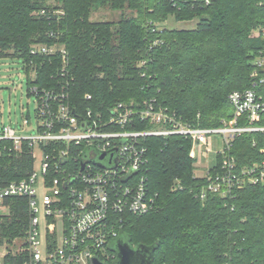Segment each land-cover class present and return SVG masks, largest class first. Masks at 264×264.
I'll list each match as a JSON object with an SVG mask.
<instances>
[{"label": "trees", "instance_id": "16d2710c", "mask_svg": "<svg viewBox=\"0 0 264 264\" xmlns=\"http://www.w3.org/2000/svg\"><path fill=\"white\" fill-rule=\"evenodd\" d=\"M57 1L63 12L44 15L49 0H0V57L23 60L30 95L34 85L49 88L73 78L72 101L82 107H141L154 100L202 128H219L223 120L234 118L232 92L254 88L264 97V85L259 84L264 71L252 77L257 59L264 58V0H215L210 6L182 9L169 0ZM99 10L120 12L119 22L91 21ZM169 17L199 22L195 29H157ZM36 45L65 46L67 74H61V55L34 56ZM86 95L93 97L91 102ZM147 146V186L157 209L144 216L126 215L121 238L134 249L154 250V264H264V184L236 190L229 200L209 195L203 202L196 194L206 180L195 177L191 140L151 137ZM262 149L263 133L244 134L235 140L232 154L242 169L263 160ZM30 150L24 145L19 155L0 154L1 184L28 177L33 169ZM5 206L10 211L0 216V242L13 245L25 236L27 202Z\"/></svg>", "mask_w": 264, "mask_h": 264}, {"label": "built area", "instance_id": "2783aa9c", "mask_svg": "<svg viewBox=\"0 0 264 264\" xmlns=\"http://www.w3.org/2000/svg\"><path fill=\"white\" fill-rule=\"evenodd\" d=\"M169 1L174 8L182 9L210 6L215 0ZM32 54L61 55V74H67L69 56L64 46L36 45ZM144 65L142 62L139 67ZM32 66L34 80V62ZM256 67L253 78H259L260 71H264V58L257 59ZM73 81L72 78L49 88L31 87L30 93L37 99L36 136H20L10 126L0 136V154L8 151L19 155L27 145L33 159L28 177L0 183V210L7 208V202L24 200L29 214L22 253L14 252L15 245L0 242V264H13L7 261L9 258H21L22 264H94V259L104 263L116 260L109 246L120 237L125 216H144L157 209L146 176L147 140L151 137L179 136L191 140L195 177L206 180L196 194L203 202L209 195L229 200L236 190L264 184V159L240 169L232 154L237 138L264 134V97L256 89L232 92L229 100L234 118L223 120L220 128H202L185 123L154 100L144 101L141 107L137 103H118L102 110L91 105L82 107L72 101ZM259 84L264 85V74ZM85 99L91 102L93 97L86 95ZM24 125H29L27 120ZM137 125L144 127L138 129ZM214 135L222 139V147L216 151L210 148ZM4 142L10 145L3 147ZM37 152L41 155V181L34 169ZM214 153L216 160L211 165L208 158ZM260 153L264 154V149ZM102 154L106 158L99 160ZM216 168L219 171L212 173ZM37 185L45 191L41 210ZM178 187L179 184L174 190ZM40 211L44 215L42 222L37 215Z\"/></svg>", "mask_w": 264, "mask_h": 264}, {"label": "rangeland", "instance_id": "374dc122", "mask_svg": "<svg viewBox=\"0 0 264 264\" xmlns=\"http://www.w3.org/2000/svg\"><path fill=\"white\" fill-rule=\"evenodd\" d=\"M49 8L47 14H54L60 10L61 4L57 0H49ZM38 12H34L32 15L35 17ZM128 16L130 12L126 13ZM121 17L120 12H113L111 10H99L91 16L93 22H114L118 23ZM199 20H193L190 22H176L173 17H169L167 20L161 23H157V29L167 28L169 30H188L195 29L198 25ZM259 36L260 33L255 32L254 36ZM60 46V45H59ZM63 47V45H61ZM65 47V46H64ZM34 78V77H33ZM28 121L29 125L25 126L24 121ZM37 99L34 95H30L28 91V81L26 72L24 70V62L20 58L13 57H0V136L3 133L5 127H12L20 136H36L37 131ZM220 128V127H219ZM210 148L216 151L222 147V139L219 135H214L211 139ZM193 147V144H192ZM192 149V148H191ZM41 155L37 152V160L34 165L35 171L39 174V181L42 180L41 169ZM211 165L215 163L216 155L212 154L208 158ZM38 189V202L39 208L42 209V196L45 191L40 185H37ZM9 209L4 208L0 210V214L4 217L9 215ZM41 222L44 217L42 211L38 214ZM43 225V224H42ZM42 232V228H41ZM24 239L13 240L14 252H20L23 247Z\"/></svg>", "mask_w": 264, "mask_h": 264}, {"label": "water", "instance_id": "95a60500", "mask_svg": "<svg viewBox=\"0 0 264 264\" xmlns=\"http://www.w3.org/2000/svg\"><path fill=\"white\" fill-rule=\"evenodd\" d=\"M98 158L99 160H104L106 154H102ZM111 245V251L116 254V261L114 264H154V250L146 246H139L134 249L130 246V243L126 239L121 238V236ZM94 264L105 263L99 259H94Z\"/></svg>", "mask_w": 264, "mask_h": 264}, {"label": "crops", "instance_id": "0c3cea01", "mask_svg": "<svg viewBox=\"0 0 264 264\" xmlns=\"http://www.w3.org/2000/svg\"><path fill=\"white\" fill-rule=\"evenodd\" d=\"M199 174L202 175L203 174V171H199Z\"/></svg>", "mask_w": 264, "mask_h": 264}]
</instances>
